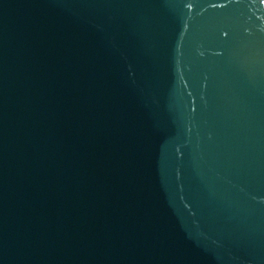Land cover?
Masks as SVG:
<instances>
[{"label": "water", "instance_id": "95a60500", "mask_svg": "<svg viewBox=\"0 0 264 264\" xmlns=\"http://www.w3.org/2000/svg\"><path fill=\"white\" fill-rule=\"evenodd\" d=\"M0 264H264V0H0Z\"/></svg>", "mask_w": 264, "mask_h": 264}]
</instances>
